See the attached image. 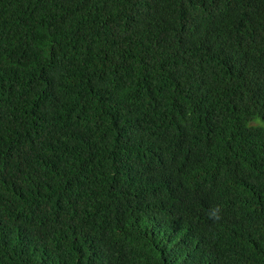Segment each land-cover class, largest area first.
<instances>
[{"label":"trees","instance_id":"obj_1","mask_svg":"<svg viewBox=\"0 0 264 264\" xmlns=\"http://www.w3.org/2000/svg\"><path fill=\"white\" fill-rule=\"evenodd\" d=\"M0 264H264V0H0Z\"/></svg>","mask_w":264,"mask_h":264},{"label":"clouds","instance_id":"obj_2","mask_svg":"<svg viewBox=\"0 0 264 264\" xmlns=\"http://www.w3.org/2000/svg\"><path fill=\"white\" fill-rule=\"evenodd\" d=\"M211 218H214L215 220H219L220 219V215H219V208H214L213 211L210 214Z\"/></svg>","mask_w":264,"mask_h":264}]
</instances>
